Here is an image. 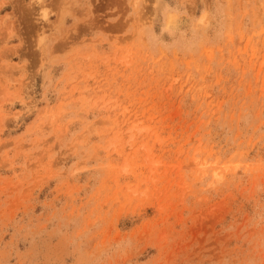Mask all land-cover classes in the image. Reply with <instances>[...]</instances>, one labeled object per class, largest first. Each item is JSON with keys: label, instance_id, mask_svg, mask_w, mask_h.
I'll return each instance as SVG.
<instances>
[{"label": "rangeland", "instance_id": "rangeland-1", "mask_svg": "<svg viewBox=\"0 0 264 264\" xmlns=\"http://www.w3.org/2000/svg\"><path fill=\"white\" fill-rule=\"evenodd\" d=\"M0 264H264V0H0Z\"/></svg>", "mask_w": 264, "mask_h": 264}]
</instances>
